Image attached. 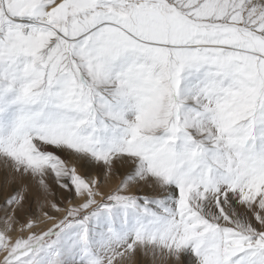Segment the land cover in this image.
<instances>
[{"label":"snow or ice","instance_id":"6c2138e0","mask_svg":"<svg viewBox=\"0 0 264 264\" xmlns=\"http://www.w3.org/2000/svg\"><path fill=\"white\" fill-rule=\"evenodd\" d=\"M149 256L264 264V0H0V264Z\"/></svg>","mask_w":264,"mask_h":264},{"label":"rangeland","instance_id":"374dc122","mask_svg":"<svg viewBox=\"0 0 264 264\" xmlns=\"http://www.w3.org/2000/svg\"><path fill=\"white\" fill-rule=\"evenodd\" d=\"M113 187L115 186V183L112 185ZM136 264H153L151 257H137L136 259Z\"/></svg>","mask_w":264,"mask_h":264}]
</instances>
